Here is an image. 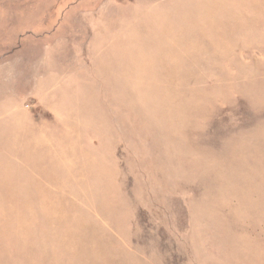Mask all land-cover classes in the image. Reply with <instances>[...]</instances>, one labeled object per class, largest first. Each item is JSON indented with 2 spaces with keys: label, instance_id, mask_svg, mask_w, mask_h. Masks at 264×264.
I'll return each instance as SVG.
<instances>
[{
  "label": "rangeland",
  "instance_id": "rangeland-1",
  "mask_svg": "<svg viewBox=\"0 0 264 264\" xmlns=\"http://www.w3.org/2000/svg\"><path fill=\"white\" fill-rule=\"evenodd\" d=\"M0 264H264V0H0Z\"/></svg>",
  "mask_w": 264,
  "mask_h": 264
}]
</instances>
